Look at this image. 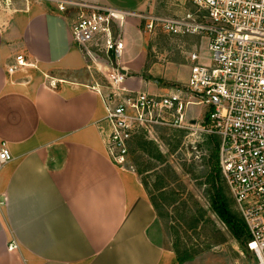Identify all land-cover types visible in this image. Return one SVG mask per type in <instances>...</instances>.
Segmentation results:
<instances>
[{
  "label": "crops",
  "instance_id": "0c3cea01",
  "mask_svg": "<svg viewBox=\"0 0 264 264\" xmlns=\"http://www.w3.org/2000/svg\"><path fill=\"white\" fill-rule=\"evenodd\" d=\"M71 1L169 15L191 7L186 0ZM73 12L53 0L0 11V149L5 143L12 155L0 163V264H179L152 234L157 213L140 177L109 156L100 128L107 126L104 93L72 37ZM120 33L115 71L126 72L120 87L132 92L185 84L187 54L206 52L198 37L176 38L184 39L182 57L152 64L139 18H125ZM18 54L30 65L10 74ZM155 77L173 83L162 87ZM206 110L189 106L186 116L199 123Z\"/></svg>",
  "mask_w": 264,
  "mask_h": 264
},
{
  "label": "built area",
  "instance_id": "2783aa9c",
  "mask_svg": "<svg viewBox=\"0 0 264 264\" xmlns=\"http://www.w3.org/2000/svg\"><path fill=\"white\" fill-rule=\"evenodd\" d=\"M53 1L62 13L76 11L72 37L91 57L97 47L119 61L124 50L120 28L132 16L141 20L150 38L193 36L206 42L205 53L187 54L188 81L164 93L128 91L120 87L125 79L121 71L109 75L112 90L104 93L107 126L100 128L110 158L120 167L133 135L167 122L166 115L174 119L171 125L196 126L217 138L221 174L250 234L252 264H264V0H186L193 10L175 15ZM29 65L24 54H18L8 73ZM193 105L207 109L199 123L186 116ZM11 159L2 143L0 163ZM16 247L11 244L9 250Z\"/></svg>",
  "mask_w": 264,
  "mask_h": 264
},
{
  "label": "rangeland",
  "instance_id": "374dc122",
  "mask_svg": "<svg viewBox=\"0 0 264 264\" xmlns=\"http://www.w3.org/2000/svg\"><path fill=\"white\" fill-rule=\"evenodd\" d=\"M27 1L29 0H0V11L22 6ZM188 10L192 11V6ZM75 15L73 12L71 16ZM114 30L117 35V28ZM183 40L165 35L151 38L148 42V61L165 65L170 59L178 60L182 57L180 48ZM93 49L92 57L85 52L84 54L97 83L101 85L102 93L108 94L112 90L109 75L116 72L117 63L99 48ZM206 50L207 46L204 51ZM155 79L160 80L162 87L173 83L160 77ZM176 87L180 85L173 86ZM165 118L167 122L158 123L147 130H138L133 135L125 162L121 165L133 169L147 184L150 197L159 209L160 218L152 232L155 240L170 249L179 248V242L183 240V243L197 250L208 245L205 244L208 238L202 228H208L207 235L216 228L226 236V244L205 250L183 264H252L255 258L248 248L239 245L209 206L206 176L210 169V156L216 150L218 140L215 141V137H209L196 126H174L170 124L174 120L172 117L166 115ZM223 185L225 186L224 183ZM225 193L232 211L238 215L226 186ZM185 207L197 216L203 215L200 229H188L187 224L191 223L183 222Z\"/></svg>",
  "mask_w": 264,
  "mask_h": 264
},
{
  "label": "trees",
  "instance_id": "16d2710c",
  "mask_svg": "<svg viewBox=\"0 0 264 264\" xmlns=\"http://www.w3.org/2000/svg\"><path fill=\"white\" fill-rule=\"evenodd\" d=\"M217 138H215L216 141ZM218 140V139H217ZM217 148L211 153L210 162H209V171L206 176V184L209 186L208 199L209 206L211 211L217 216L220 222L227 228L233 238L239 243V245L245 249H247V244L251 240L248 229L242 219L236 215L231 207L230 201L227 198V194L225 193V186L227 187L225 180L221 174V169L219 165V155H218V147L219 141H216ZM142 181V180H141ZM225 184V186L223 185ZM143 186L145 187L147 194L150 198V201L155 208L157 213V219L160 218V212L156 205V203L150 197V193L147 190V184L142 181ZM183 214V222L191 223L187 224L188 229L197 230L201 225V221L203 219V215L197 216L193 214L189 208H184ZM159 221V220H158ZM157 221V222H158ZM202 228V227H201ZM200 229V228H199ZM205 237L208 238L205 244L207 247L202 249H193L189 245L183 243V240L179 242V248H172L171 250L175 253L177 262L179 264H183L203 253L205 250L216 246H222L226 244L227 238L219 229H214L211 231L209 235L208 228L204 229Z\"/></svg>",
  "mask_w": 264,
  "mask_h": 264
},
{
  "label": "water",
  "instance_id": "95a60500",
  "mask_svg": "<svg viewBox=\"0 0 264 264\" xmlns=\"http://www.w3.org/2000/svg\"><path fill=\"white\" fill-rule=\"evenodd\" d=\"M121 73L124 74V75L126 74V72L124 70H122Z\"/></svg>",
  "mask_w": 264,
  "mask_h": 264
}]
</instances>
